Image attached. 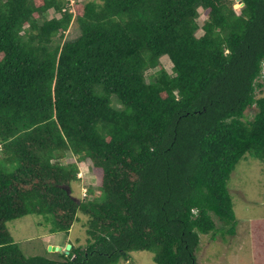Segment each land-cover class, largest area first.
<instances>
[{
	"label": "trees",
	"instance_id": "obj_1",
	"mask_svg": "<svg viewBox=\"0 0 264 264\" xmlns=\"http://www.w3.org/2000/svg\"><path fill=\"white\" fill-rule=\"evenodd\" d=\"M235 1L75 2L80 33L64 41L66 0H0V264H120L144 251L198 264L215 220L235 235L231 176L243 161L264 167V0ZM86 161L99 192L81 200ZM79 214L87 245L68 254L28 257L7 227L35 215L68 234Z\"/></svg>",
	"mask_w": 264,
	"mask_h": 264
},
{
	"label": "rangeland",
	"instance_id": "obj_2",
	"mask_svg": "<svg viewBox=\"0 0 264 264\" xmlns=\"http://www.w3.org/2000/svg\"><path fill=\"white\" fill-rule=\"evenodd\" d=\"M68 2V0H66ZM90 1L99 0H76L79 4H85ZM235 5L242 7V4L236 0ZM74 15V21L71 24L64 41L74 40L80 33L76 23V10L70 5ZM201 16L198 19L199 25H202L207 17L200 9ZM47 19L58 17L53 10L46 15ZM203 33L198 32V36ZM161 65L169 73L172 70V63L167 57L161 59ZM157 70L152 71L154 73ZM257 97L264 96L262 89L257 90ZM258 109L256 106L249 108L245 112V120L251 121ZM66 160H74L68 155ZM80 183L73 185V196L78 199L91 197L89 190L92 189L96 195L98 178L91 168L89 161L79 162ZM229 192L234 204V213L238 222L234 236L227 234L223 236V231L227 230L218 220L215 238L212 235H200V246L196 252L198 264H264V167L252 159L241 162L231 176L229 182ZM86 193V197L84 194ZM42 218L29 215L23 218L11 221L7 227L15 242L18 243L26 256H52L49 251L50 246H59L62 248L60 253L66 251L65 246L69 243L75 246L85 247L87 245L88 217L79 214L78 221L74 224L72 230L67 233L51 234L46 224L42 223ZM56 253V252H55ZM130 260L120 262V264H156L154 254L151 252H132ZM56 257V256H54Z\"/></svg>",
	"mask_w": 264,
	"mask_h": 264
},
{
	"label": "water",
	"instance_id": "obj_3",
	"mask_svg": "<svg viewBox=\"0 0 264 264\" xmlns=\"http://www.w3.org/2000/svg\"><path fill=\"white\" fill-rule=\"evenodd\" d=\"M69 193H70V190H68ZM71 249V245H67L66 247V253L68 254L69 253V250ZM62 249L60 247H56V246H50L49 247V251L51 253H55V252H60Z\"/></svg>",
	"mask_w": 264,
	"mask_h": 264
},
{
	"label": "clouds",
	"instance_id": "obj_4",
	"mask_svg": "<svg viewBox=\"0 0 264 264\" xmlns=\"http://www.w3.org/2000/svg\"><path fill=\"white\" fill-rule=\"evenodd\" d=\"M67 2V1H66ZM76 0H68L67 2V7H66V10H69L70 13H72V10L70 8V5L72 3V6L75 4ZM79 175V174H78ZM80 178V177H79ZM84 196L86 197V193L84 194ZM69 245V244H68ZM56 247H59V246H56ZM61 248V247H60ZM62 249V248H61ZM65 249H66V246H65ZM70 251V250H69Z\"/></svg>",
	"mask_w": 264,
	"mask_h": 264
}]
</instances>
